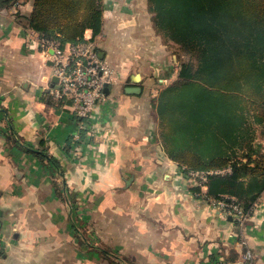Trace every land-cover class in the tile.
<instances>
[{
  "label": "crops",
  "instance_id": "obj_1",
  "mask_svg": "<svg viewBox=\"0 0 264 264\" xmlns=\"http://www.w3.org/2000/svg\"><path fill=\"white\" fill-rule=\"evenodd\" d=\"M147 4L99 1L92 23L101 30L94 35L89 27L87 36L97 40L117 81L97 102L87 123L93 130L85 129L84 137L70 104L56 102L46 91L55 80L45 54L29 45L40 34L26 18L33 0L0 9V264H73L74 254L79 255L70 211L56 192L55 173L84 203L117 197L115 205L122 212L133 208L134 198H149V233L142 221L129 225L137 231L134 240H149L148 246L147 240L136 246L143 247L138 251L149 264H264V210L240 227L213 199L194 191L200 186L204 193L207 185L190 177L186 165L167 152L154 106L159 92L153 91L178 77L180 58L166 48L152 21L147 22ZM106 19L115 37L122 38L117 51L108 41ZM135 70L139 72L133 76ZM135 77L141 82L130 80ZM129 84L141 85V93H128ZM71 138L79 142L67 152ZM27 147L46 148L59 160L63 174ZM247 249L250 261L244 257Z\"/></svg>",
  "mask_w": 264,
  "mask_h": 264
},
{
  "label": "trees",
  "instance_id": "obj_2",
  "mask_svg": "<svg viewBox=\"0 0 264 264\" xmlns=\"http://www.w3.org/2000/svg\"><path fill=\"white\" fill-rule=\"evenodd\" d=\"M18 1L0 0V9ZM148 3L155 31L179 47L178 77L154 102L167 152L187 172L230 166V172L209 175L204 193L200 186L194 191L205 199L234 196L250 211L264 191V152L260 143L254 145L255 124L264 129V0ZM98 10L99 0H33L26 18L42 36L77 42L89 27L94 35L100 32L92 23ZM9 127L15 133L11 120ZM85 129L80 128L82 137ZM78 142L69 139L65 150ZM27 149L63 174L46 148Z\"/></svg>",
  "mask_w": 264,
  "mask_h": 264
},
{
  "label": "rangeland",
  "instance_id": "obj_3",
  "mask_svg": "<svg viewBox=\"0 0 264 264\" xmlns=\"http://www.w3.org/2000/svg\"><path fill=\"white\" fill-rule=\"evenodd\" d=\"M138 1H147L148 3V0ZM147 10L149 12V19L147 22H149L152 21L149 3L147 4ZM108 21L109 20L107 19L105 21V32L108 41L115 43V50L117 51L120 49L122 38L118 35V37H115V34L111 31V23ZM131 26H134V24H131L128 27ZM166 44V48L179 57L178 45L174 42H167ZM115 50L113 51L115 52ZM107 55L110 61L112 59V53L110 50H107ZM138 72V70H135L133 76ZM130 80L136 83L141 82V79L138 80L136 77L130 78ZM110 87H112V85H110ZM159 88L160 86H156L153 92L155 94L158 93L159 91L157 90H159ZM260 129H263L262 125H255V143L262 142L264 145V135H262ZM53 176L56 178L53 180L56 192L62 197L60 198V201L66 206V208L68 207L67 209L70 211L71 220L74 223L72 230L74 233V250L78 251L79 255L74 254L73 264H115V262L118 264L117 261L120 258L123 262L129 264H149V261H146L145 259V254L138 251L143 247H136L138 242L147 239L134 240L137 231L134 226H129L131 223L135 225V222L142 221L144 225H148L147 231L149 233V198H134L133 200H135V202L131 204L134 209L127 206L125 207V210L121 212L119 211L122 209L121 205H115V202L120 201V198L115 197L111 199H103L102 197H94L90 201H85L84 203L83 200H85V198L81 197L77 199L72 193L71 186L68 184L66 185V182L61 180L58 174L56 175L55 173ZM158 184H161V182ZM143 185L145 190H149V186L146 187L145 183H143ZM145 195L148 196L149 191L145 192ZM175 199H177L179 203L180 196H177ZM104 200L108 201L106 202L107 204L101 203V201L103 202ZM64 201H66L67 205ZM91 206L95 208L93 209ZM147 241L148 246L149 240ZM102 249L108 250L109 253H104ZM148 254L149 253H147V255ZM79 259H81V261H79Z\"/></svg>",
  "mask_w": 264,
  "mask_h": 264
},
{
  "label": "built area",
  "instance_id": "obj_4",
  "mask_svg": "<svg viewBox=\"0 0 264 264\" xmlns=\"http://www.w3.org/2000/svg\"><path fill=\"white\" fill-rule=\"evenodd\" d=\"M88 29L85 30L84 37L77 42L62 43L58 38L39 34L37 38H30L29 45H37L52 66L56 80L46 91L53 98L69 103L77 117L89 119L97 102L106 96V85L110 87L117 78L113 67L102 56L97 40L92 35L87 36ZM80 126L89 131L93 130L84 120L80 122ZM226 171L227 168L189 170L188 175L199 179V184L205 185L209 175ZM212 202L230 215L237 225L244 227L249 220L259 216L264 210V191L250 211H246L234 196L213 199ZM242 243L245 244L246 240L243 239ZM244 257L248 261L251 260L250 249L245 250Z\"/></svg>",
  "mask_w": 264,
  "mask_h": 264
},
{
  "label": "water",
  "instance_id": "obj_5",
  "mask_svg": "<svg viewBox=\"0 0 264 264\" xmlns=\"http://www.w3.org/2000/svg\"><path fill=\"white\" fill-rule=\"evenodd\" d=\"M53 79L56 80L55 77ZM125 90L128 93H141L142 87H141V85H138V84H129L126 86ZM105 93L106 94L110 93V87L108 85H106V87H105Z\"/></svg>",
  "mask_w": 264,
  "mask_h": 264
}]
</instances>
